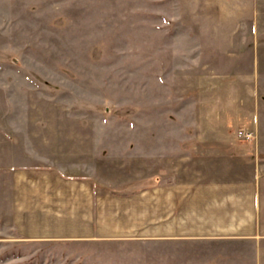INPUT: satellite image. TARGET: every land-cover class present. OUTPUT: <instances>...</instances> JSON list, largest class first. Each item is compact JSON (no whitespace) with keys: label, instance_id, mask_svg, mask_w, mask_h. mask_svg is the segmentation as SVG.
<instances>
[{"label":"rangeland","instance_id":"1","mask_svg":"<svg viewBox=\"0 0 264 264\" xmlns=\"http://www.w3.org/2000/svg\"><path fill=\"white\" fill-rule=\"evenodd\" d=\"M239 1L231 70L189 0H0V264H185L169 189L203 166L169 146L264 173V0Z\"/></svg>","mask_w":264,"mask_h":264},{"label":"crops","instance_id":"2","mask_svg":"<svg viewBox=\"0 0 264 264\" xmlns=\"http://www.w3.org/2000/svg\"><path fill=\"white\" fill-rule=\"evenodd\" d=\"M188 3L191 15L198 12L200 23L205 24L207 36L212 39L210 43L215 45L214 66L234 70L235 17H243L248 8H240L239 0ZM191 20L195 27L196 19ZM218 75L226 79L225 83L235 84V72ZM169 147L174 149L169 155L175 159L198 160L204 168L199 167L197 173L176 175L177 183L169 189L168 230L174 229V235L168 237L182 239L187 246L185 264H235L240 260L264 264V173L235 172V159L241 161L254 154L246 151L250 146L225 140Z\"/></svg>","mask_w":264,"mask_h":264}]
</instances>
